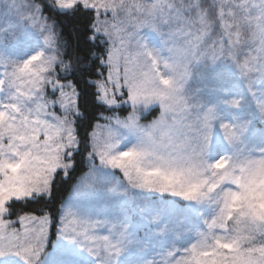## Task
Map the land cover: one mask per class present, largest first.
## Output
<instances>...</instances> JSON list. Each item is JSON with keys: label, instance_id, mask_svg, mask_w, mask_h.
<instances>
[{"label": "snow or ice", "instance_id": "6c2138e0", "mask_svg": "<svg viewBox=\"0 0 264 264\" xmlns=\"http://www.w3.org/2000/svg\"><path fill=\"white\" fill-rule=\"evenodd\" d=\"M0 264H264V0H0Z\"/></svg>", "mask_w": 264, "mask_h": 264}, {"label": "trees", "instance_id": "16d2710c", "mask_svg": "<svg viewBox=\"0 0 264 264\" xmlns=\"http://www.w3.org/2000/svg\"><path fill=\"white\" fill-rule=\"evenodd\" d=\"M33 207L38 208V207H40V205H33ZM54 232H55V227H52L51 230H50V235H51L52 233H54ZM51 238L54 239L55 236H54V235H51Z\"/></svg>", "mask_w": 264, "mask_h": 264}, {"label": "rangeland", "instance_id": "374dc122", "mask_svg": "<svg viewBox=\"0 0 264 264\" xmlns=\"http://www.w3.org/2000/svg\"><path fill=\"white\" fill-rule=\"evenodd\" d=\"M50 230H51V228H50ZM55 239V238H54ZM49 251H51V246L49 245Z\"/></svg>", "mask_w": 264, "mask_h": 264}]
</instances>
